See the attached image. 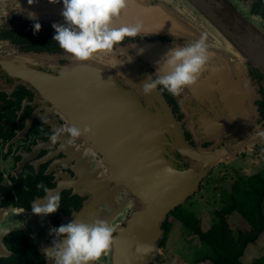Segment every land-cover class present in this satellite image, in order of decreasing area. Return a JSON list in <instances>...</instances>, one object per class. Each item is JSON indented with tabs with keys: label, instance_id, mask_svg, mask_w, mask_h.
Listing matches in <instances>:
<instances>
[{
	"label": "flooded vegetation",
	"instance_id": "obj_1",
	"mask_svg": "<svg viewBox=\"0 0 264 264\" xmlns=\"http://www.w3.org/2000/svg\"><path fill=\"white\" fill-rule=\"evenodd\" d=\"M20 8L23 14H17ZM62 10V3L46 0L32 6L28 0H0V264H54L44 256L56 239L49 233L74 221H104L113 229L111 249L98 264H114L117 242L122 234L133 233L131 222L145 209L143 199L123 184L117 188L110 182L106 157L85 135L70 147L67 137L51 143L49 136L56 129L79 127L56 90L67 80L94 82L113 76L141 97L143 108L154 111L151 94L141 92L142 78L137 75L156 74L168 52L202 36L210 59L197 85L178 98L157 89L191 148L231 147V159L214 168L197 192L204 190L215 170L228 171L229 166L238 175L232 187L239 181L264 179V72L255 65L259 53L263 56L264 0H128L113 26L139 22L141 37L125 39L111 54L99 53L85 63L53 41L52 25L64 23ZM28 12L37 20L27 19ZM36 23L41 30L34 34ZM174 157L180 160L178 154ZM40 183L61 197L53 216L32 213L35 201L42 205L46 198L37 190ZM232 187L221 192L219 201ZM189 205L177 209L191 213ZM162 239L158 246L163 250Z\"/></svg>",
	"mask_w": 264,
	"mask_h": 264
},
{
	"label": "water",
	"instance_id": "obj_2",
	"mask_svg": "<svg viewBox=\"0 0 264 264\" xmlns=\"http://www.w3.org/2000/svg\"><path fill=\"white\" fill-rule=\"evenodd\" d=\"M260 44L263 56L259 53L255 65L264 72V43ZM137 76L142 88L147 77ZM110 77L94 82L67 80L59 83L56 93L78 128L92 130L85 136L95 150L110 156L105 158L110 182L117 188L123 184L143 199L145 209L131 222L133 233L122 234L117 242L114 264H152L162 250L158 242L165 234L161 226L167 216L196 194L214 168L231 159V147L191 148L158 90L150 95L151 111L143 108L136 92ZM177 154L180 160L174 157ZM96 189L103 190L98 185Z\"/></svg>",
	"mask_w": 264,
	"mask_h": 264
},
{
	"label": "clouds",
	"instance_id": "obj_3",
	"mask_svg": "<svg viewBox=\"0 0 264 264\" xmlns=\"http://www.w3.org/2000/svg\"><path fill=\"white\" fill-rule=\"evenodd\" d=\"M49 4L62 3L61 16L63 24H53L55 32L53 41L75 61L89 62L99 53L111 54L117 45L125 39L136 40L141 37L143 25L139 22L135 26L114 27L121 14L127 7L128 0H46ZM37 0H28L29 6ZM20 8L17 14H23ZM27 19L37 20L34 13L28 12ZM41 25L34 24V34L39 33ZM166 54L162 66L158 63V72L147 76L143 84L144 95H150L158 88H162L171 96L181 97L187 88L197 85L200 78L208 71L209 51L206 37L202 36L190 46L178 48ZM164 75H158L159 73ZM43 131V129H40ZM91 129L83 130L76 126L56 129L49 136L52 144L60 143L61 137H67V145L72 146L84 135L91 134ZM170 171V170H169ZM37 190L46 194L43 204L35 201L31 208L33 215L53 216L61 207L59 194L52 195L49 189L40 183ZM23 213V212H22ZM21 213V214H22ZM14 230V229H13ZM8 231L6 235H9ZM50 236H55L53 247L45 251L44 256L54 261V264H98L107 255L113 243V229L104 221H96L88 225L77 221L52 229ZM146 247V246H141ZM139 250V249H138Z\"/></svg>",
	"mask_w": 264,
	"mask_h": 264
},
{
	"label": "trees",
	"instance_id": "obj_4",
	"mask_svg": "<svg viewBox=\"0 0 264 264\" xmlns=\"http://www.w3.org/2000/svg\"><path fill=\"white\" fill-rule=\"evenodd\" d=\"M220 204L221 209L215 214L216 221L207 231L202 228L201 220L195 215L182 208L176 209L167 219L171 221H166L163 225L165 236L161 247L167 243L176 221L197 236L211 252V256H204L192 264H244L242 258L246 250L255 245L264 233V179L237 182L231 193H224ZM234 215L247 227L238 230L237 237H234L228 221ZM252 264H264V256Z\"/></svg>",
	"mask_w": 264,
	"mask_h": 264
},
{
	"label": "rangeland",
	"instance_id": "obj_5",
	"mask_svg": "<svg viewBox=\"0 0 264 264\" xmlns=\"http://www.w3.org/2000/svg\"><path fill=\"white\" fill-rule=\"evenodd\" d=\"M235 163L238 164L239 161ZM240 163L242 162L240 161ZM229 170H231L230 166L228 167V171L215 170V175L213 173V177L211 179L209 178L210 181L205 183L206 186L204 187V190L200 194L196 192L195 196L190 197L183 205H181L183 207L190 203L188 209L189 212L201 220V226L205 231L211 228L216 221L215 212L221 209L219 201L221 192L230 191L232 185L238 179V175ZM219 173H224V176L217 175ZM228 221L234 237H237L238 230L243 229L245 226L235 215L230 216ZM207 255L211 256V252L199 241L198 237L187 230L180 222H174V227L168 237L166 248L161 250L157 255L156 264H192L196 260ZM263 256L264 233L260 236L255 245L248 247L242 261L244 264H252Z\"/></svg>",
	"mask_w": 264,
	"mask_h": 264
}]
</instances>
